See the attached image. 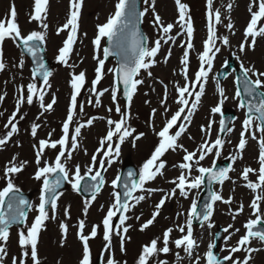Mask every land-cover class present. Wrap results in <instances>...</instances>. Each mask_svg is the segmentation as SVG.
I'll use <instances>...</instances> for the list:
<instances>
[{
	"label": "snow or ice",
	"instance_id": "1",
	"mask_svg": "<svg viewBox=\"0 0 264 264\" xmlns=\"http://www.w3.org/2000/svg\"><path fill=\"white\" fill-rule=\"evenodd\" d=\"M145 5H149L153 11V27L157 30V38L149 44L148 38L141 32L140 24L143 22V17L149 11L145 7L143 11L138 9V0H118L115 4V11L111 14L107 21L103 24L97 25V32L92 41L96 55L94 59L97 62L95 69V78L91 81L89 89L92 96L95 98L89 100L88 103L93 102L96 105L100 104V97L105 92L110 91L111 100L116 105L115 112L119 115L118 120L107 119L108 130L104 137L99 141V147L91 156L90 163L86 166L83 175L81 174V166L74 165V170L69 169L67 163L72 159V152L78 147V139L81 135V130L85 126H91L96 119L92 117L87 119L85 123L77 122V118L83 113L84 105L78 104L77 97L81 90L84 89L87 83L85 72L71 73V88L72 93L70 103L67 108L66 118L62 122V134L58 139H52V133H48V138L40 139L33 147L35 151V164L37 165L34 179L41 182L39 203L33 206L21 194V190L16 187L13 177L23 171L27 161H20L17 163V157H13L6 164L3 176L0 179L6 181V185L0 189V264H4V260L8 255L7 242L10 236V229L14 225H23V229L18 232V247L20 250L19 256H13L11 264H42L38 254V243L41 231L45 228L46 221L56 218V211L58 208V201L63 195L61 189L65 183H69L71 188L76 193H87L90 197L84 201L83 215L87 216L88 209L101 192L102 187L106 181L102 175V171H106V165L111 166L115 159L120 155V146L128 137H132L135 129L131 128L128 121L131 119V102L133 96L137 91L138 85L143 83L142 79H137L141 70H147L156 63V56L159 53L162 44L169 42L175 43L177 36L186 35L187 39L182 41L179 47L183 48V54L180 59V74L183 77L184 83H176L174 85L175 97L173 102L177 108L170 117H166L163 126L156 132L159 138L158 145L152 152L149 159H147L139 170L138 179L137 173L129 171L127 177L121 181L118 175L111 181L112 202L107 208V212L102 218V239L105 242L102 252L109 253L108 258L104 264H121V261L116 260L113 249V238L119 239V246L121 253H125L124 247L126 241L130 239L127 236L131 225L127 224L129 219L127 213L144 201L147 196L144 194L137 195L136 193H152L155 191L163 192V196L158 203L154 205V211L150 219L140 226V231L143 232L154 223L157 216L160 214V209L167 200L176 197L177 192L185 199L188 198L191 190H199L207 181L208 199L203 205L199 206L198 199H192L189 209L186 213L185 222L183 224L177 223L175 228L166 229L162 237H156L150 240L149 243L142 245L141 251L137 257L136 264H152L154 258L161 253L167 254L171 251L170 244H174L176 249H183L189 256H193L194 249L198 246L193 237V222L199 221L201 226L207 222V226L212 228V216L215 212V205L221 202L225 205L233 203V197L224 198L222 192L214 190L215 185L222 186L225 181L231 180L229 173L235 171L231 166L237 159H242V153L247 145L248 138L256 140L259 147V154L257 158L258 168L245 166L241 173L240 179L245 182V187L253 193V198L249 204L251 215L255 219L249 218L243 224L245 233L238 239L235 246L229 248L228 255L222 259L218 258L213 249L214 243H210L208 251L205 253L206 264H225L231 261L232 264H248L251 259V253L258 251L250 247L252 239H259L264 243V71H259L254 66L246 68L243 63L240 65L242 77H237V91L235 99L239 101L238 107L245 111V118L242 121V130L240 138L235 146V152L228 159L231 164L228 167L217 168V160L225 145V140L221 134L230 133L233 128L229 125L230 120L225 119L222 111V105L227 99L224 89L217 83L216 91L219 93V102L216 106L211 108L213 116L219 114L221 119L219 121V133L215 140L211 139V130L215 120H209L206 126H201V132L204 134L202 142L193 151H189L182 144L178 143L180 136L186 131L188 124L191 122L193 112L201 100L205 91V84L208 81L209 74L213 69V61L216 54L220 52L217 42L220 41L223 45H229L228 36L222 39L218 35L217 26L223 23L221 11L214 8V0H206V19H207V36L202 42V50L198 53V68L189 76L190 52L194 49L193 36L194 26L191 16L189 15V7L182 0H174L177 9V19L173 23H164L159 14L155 12V0H143ZM49 0H33L32 10L29 14V22H37L42 31H31L27 35L22 34L18 20L15 6L13 5L10 12L4 17L0 18V71L5 68L3 62L2 45L6 39H11L16 43L17 47L23 48V52L32 58L34 67L31 70V82L26 86H18V95L16 97L15 111L8 117L5 123V133L0 136V149L9 143L12 137L19 132L17 126V116L24 104L31 106L35 100L39 101V107L44 112L53 109L56 103L55 96L52 97L51 102L45 103V95L47 89L50 88L49 77L52 73L45 66L43 56L40 55L42 49L41 45L46 40V30L48 28L47 13ZM83 0H70L69 14L66 22L57 28V35L60 32L67 30L68 34L63 41L62 47L58 49L56 57L58 63L75 68V65H69L70 54L73 50V45L77 41V32L79 27V18ZM232 4L227 5V11H231ZM250 19L244 31V40L239 45V51L244 52L245 46L254 47L257 36H264V0H250L248 6ZM228 23L225 25L229 32L234 28L230 17H226ZM179 27L180 31L173 35L174 27ZM249 38L251 42L249 43ZM107 43V47H102V41ZM102 52V57L100 53ZM168 56H171V49L168 50ZM109 57L117 58V66L108 69L113 75V84L111 89H104L102 91L97 89L104 75L105 62ZM167 57L165 58V62ZM20 69L24 67V60L21 59L16 65ZM227 66V62H225ZM150 76L151 73L149 72ZM254 77V79H253ZM38 80L42 81V86H38ZM242 86V87H241ZM126 101L125 109L122 110L119 103H117L118 94L121 93ZM5 96L0 95V102L4 100ZM190 100L192 101L190 103ZM168 92L167 85H165V93L161 100V106L164 107V112L167 114L170 108L167 106ZM112 111L111 108L108 109ZM156 109L152 110V117H155ZM2 115V113H0ZM23 119V116H20ZM39 119V117H37ZM76 124L74 129L72 125ZM38 124L33 123L31 126V135L33 138L37 136ZM175 132H172L173 129ZM54 131V130H53ZM143 133L136 135L135 140H139ZM247 137V138H246ZM115 138V139H114ZM191 138V137H190ZM54 150V157L51 160H45V151ZM183 151L182 162L178 165L180 174L169 181L173 188L164 191L163 189H146L145 184L154 180L157 175H162V170L166 166V162L161 159L168 151ZM213 155L214 159L210 167L202 165V161L207 156ZM196 175H193V173ZM256 176L253 181L251 176ZM235 183V181H233ZM123 188V193L117 191L119 187ZM123 196V198H122ZM103 208V206H101ZM37 213L33 218L31 224H27V216L29 211ZM244 210V205L241 203L239 207L233 211L232 219L240 215ZM51 213V215H50ZM183 215V213H179ZM65 218H70L69 208L64 210ZM118 217V222L113 223L114 218ZM140 219L139 216L136 217ZM101 224H93L90 232L86 234L87 227L86 219H80L77 223V238L82 244V256L79 264H92L91 249L89 241L98 235V229ZM61 231L60 244L63 246L67 238L69 225L65 222L59 224ZM229 224L223 229V232L229 233L225 238L231 239V235L239 232V228H235ZM178 231L180 236L173 239V231ZM162 245V246H161ZM244 251L247 253L243 259L234 258V254ZM179 256V253H176ZM126 264V261L123 262ZM156 264H166L165 261H156ZM193 264H199V257H195Z\"/></svg>",
	"mask_w": 264,
	"mask_h": 264
},
{
	"label": "rangeland",
	"instance_id": "2",
	"mask_svg": "<svg viewBox=\"0 0 264 264\" xmlns=\"http://www.w3.org/2000/svg\"><path fill=\"white\" fill-rule=\"evenodd\" d=\"M115 2L116 0H83V6L81 8L78 22L79 27L77 32V41L73 45V50L69 59V65H75V68H72L58 63L56 59L58 49L62 47L63 41L66 39L68 34L67 30H65L57 35V28L66 22L69 14L70 0H49L46 21L48 23V28L46 30V40L43 45L47 50L46 53L48 59L54 63V70L52 75L49 77L50 88L46 90L47 94L45 95V103L47 104L51 102L53 96L56 98V103L53 105L52 110L44 112L43 115L40 114L42 110L39 107L38 100L34 99L31 106L24 104L17 116V126L19 128V132L12 137L7 145L0 149V177L3 176L6 164L14 156L17 157V163L20 161H27L23 171L16 174L13 177V181L16 187H18L22 192L29 191L32 193L33 206L38 205L41 187V182L34 179L37 165L35 164L36 149H34L33 145L37 144L40 139L48 138V133L50 132L52 133L53 140L59 138L61 124L64 117H66L68 108L71 73H79L83 71L86 74L87 80L84 89L81 90L77 99L78 104L84 105V111L77 118V122L85 123L87 119L92 117H96V119L91 126H85L81 130V135L78 139L79 147L72 152V159L67 163L69 169L74 170V165L79 164L81 166V174L83 175L86 166L90 163L91 156L99 147L100 139L105 133H107V119L118 120L120 118L115 112L116 105L113 104L111 100L110 91L105 92V94L100 97L101 102L99 105H96L94 102L92 104L88 103L90 99L93 101L95 99L89 91L91 81L95 78V69L97 67V62L93 58L97 53L92 41L94 40V34L96 35L97 32V25L105 23L107 18L113 12L112 8ZM182 2L188 5L189 15L192 18L194 26V49L190 52L189 65V76H192L198 66L197 57L198 53L202 50V42L205 37V28L207 23L206 0H182ZM249 3L250 0H214V8H218L221 11L223 20V23L217 26L218 35L221 39L224 36H228L229 45L225 46L220 41L217 42L220 52L216 54L213 61L212 72L209 74L208 81L205 84L204 94L201 97L197 109L194 111L198 113L206 112L205 123H197L196 125L195 118L197 116L194 117V115H192L190 124H188L186 131L183 132L179 138L178 143L182 144L189 151L195 150L202 142L204 134L202 133V135H200L201 126H206L209 120H215L211 130L212 140H215L217 136L216 132L219 127V119L211 114V108L217 105L220 99L219 93L216 91L217 82L215 73L221 69L228 58L230 56L233 57L238 66L243 63L246 68L254 66L259 71H264V36L256 37L254 47L246 45L244 52L239 51V45L244 40L245 26L250 18V13L248 12ZM32 4L33 0H0V18H4L14 5L15 10L17 9V20L22 34L27 35L31 31H42L37 22H29V14L31 12L30 8L32 7ZM228 4H232L230 12L227 11ZM145 7H148L149 11L145 15L147 20H145L144 26L149 44L151 46L152 42L157 38V30L153 27L152 22L154 16L150 4H144L143 8ZM155 12L161 16L164 23H173L177 19L174 0H155ZM226 17H230L231 22L234 25L231 32H229L225 27L228 23ZM200 27L201 32L198 29ZM179 31L180 29L178 26L174 27L172 34L176 35ZM186 39V35L177 36L174 44L171 42L168 44H162V47L155 58L156 63L147 70H141L137 79H142L143 83L138 85L137 91L133 96L130 108L131 119L128 121L131 128L135 129V132L132 137H128L124 143L121 144L120 155L115 159V162H113L110 167L106 165L107 170L104 174L106 183L104 187H102L101 193L97 195L96 200L92 202L89 207L86 217L83 215L85 199L77 194L71 188V185L68 184L67 190L63 192V195L58 201L56 218L46 221L45 228L40 234L38 254L42 264H78V260H80L82 256V244L74 235L78 221L82 218L86 219V234L93 224H101L102 218L104 217L105 212H107V208L113 199L111 197V193L113 191L111 188V181L117 177L123 159L126 157L131 158L133 163L140 170L143 163L150 158L159 142L156 132L160 130L166 120V117H170L172 112H174L177 108V106L170 108V111L165 114L164 107L161 106V100L165 93V85H167L168 103L170 100L173 102V98L176 95L174 85L176 83H184L183 77L180 74V69L182 67L180 65V59L184 49L179 47V45ZM250 42L251 38H249V43ZM103 44L104 41H102V45ZM169 48L171 49L170 57L168 56ZM2 50L5 68L3 71H0V95H4L5 98L2 102H0V113H2V115H0V136L4 135L6 131L4 125L7 123L8 117L15 111L18 86H26L29 82H31V69L29 62L21 55L16 43H14L11 39H6L2 45ZM166 57L167 61L165 62ZM21 59L24 60L23 69L16 66ZM112 68H114L113 63L105 64L103 78L97 85L98 90L102 91L106 88L111 89L113 84V75L108 71V69ZM149 72L151 73L150 76L148 75ZM232 80L233 76H229L227 80L225 79V82L220 85L224 89L225 96L227 97L224 101L223 107L234 108L238 113L237 119L230 126L233 128V131L227 133V135L229 134L228 136L233 139V145L229 149L230 154L235 152V146L239 141L240 132L242 130V126L240 124L242 110L238 107V100L233 96L235 87L233 86ZM38 86H42V84H38ZM212 93L213 95H211ZM210 100L212 101L210 102ZM191 102L192 101L190 100V103ZM59 103L64 106L63 110L59 109ZM117 103H119L122 110L125 109L124 104L120 102V94H118ZM109 108L112 109L111 112L108 111ZM153 109H156L155 117H152ZM21 115L23 116V119H20ZM37 117H39V119H37ZM33 123L39 125L37 136L35 138L31 135V126ZM75 126L76 124L74 123L71 126L72 129H74ZM175 131L176 129L173 130V132ZM21 132H23L24 135L23 142H21L20 138ZM141 133H143V136L139 140L134 141V137ZM258 154L259 147L257 141L248 138L247 145L242 153L243 158L236 160V162L231 165L235 169V171L229 173L231 180H227L225 184L217 189L222 192L225 199L232 196L233 203L230 206L221 202L216 203L215 212L213 214L214 217H212H216V209H224V213L217 225L213 223L214 226L207 229V234L209 235L208 245L212 243L218 227L223 231V229L229 224H232L234 228L230 229V232H233L235 228H239L241 230V232H235L231 235V239L227 240L225 238L229 235V233L224 232L223 248H225V252L222 253L223 257L228 255L227 250L232 246H235L238 239L244 234L243 227L241 226L246 223L249 218L255 219V217L251 215L252 210L249 207L253 198V193L246 187L237 186L236 182L233 183V181H242L239 177L245 166L258 168ZM183 155V151L173 152L170 150L165 153V155L161 157V159L166 162V166L162 170L163 174L157 175L154 180L147 182L145 184V188L163 189L164 191L172 189L173 185L169 183V181L180 174L178 173L179 167L176 166L182 162ZM53 157L54 150L45 151V160H51ZM206 158L209 161L204 163L203 166L210 167L214 156H207ZM220 159H222V157L218 158V160ZM228 160L230 161V159ZM252 180L255 181L256 176L252 175ZM5 185L6 181L4 179H0V189H2ZM201 189L202 188L199 190H191L187 199L180 196L177 192L176 196L178 200L181 201V204L175 207L176 209L174 212L176 215L183 213V215H180L184 220L183 223L185 222L186 213L190 207L192 199L198 198ZM136 194H144L147 198L135 206V215L136 217L139 216L140 219L137 220L134 216L131 221V224H133L132 229L137 227V232L133 236L134 244L131 245V237L128 236L130 239H128L124 245L126 252L121 253L120 248H118L117 257H120L121 264L125 261L126 264H136L137 254L135 249L140 252L142 245L149 243L153 238L162 237V234L166 229L174 228L173 225L176 224L175 220L171 221L168 217L169 212H167L165 218L162 214L167 208L169 202V200H167L160 209V214L157 216L154 223L150 225L149 228L141 232L139 230L140 226L150 219L151 214L154 211V205L158 203L164 193L161 191H155L150 194ZM241 203L244 205V210L240 215L236 216L235 220H233L232 213L229 209L231 208L235 211ZM99 204L103 206V208ZM66 207L70 210V218H65L64 216V210ZM138 208L144 213L137 210ZM36 214L35 210L28 212L27 224H31ZM62 221L69 225L67 238L64 241L63 246L60 244L62 237L59 228V224ZM205 227H208L207 224ZM99 230L102 232V226ZM203 230L204 229L197 231L193 230V237H200L204 241V238L202 237ZM19 231L20 230L18 229L10 230V236L7 242L8 255L4 260V264H11L12 257L19 256L20 254L17 243ZM101 236L102 233L98 237L90 240L91 253L94 259L99 254V246L102 243ZM179 236L180 233L174 230L172 238L175 239ZM252 243L254 244V242ZM208 245L207 248L205 245L203 252L198 255L199 264H205V253L208 251ZM69 248H77L76 253L72 256L69 255L67 251ZM170 248L173 250L167 254L161 253L158 257H156L154 263L156 264V261H165L166 264H176L177 262H179V264H193L195 258H189L187 261L180 262L176 253H179L180 256L183 250L180 251L174 248L172 244H170ZM28 264H31L30 260L28 261Z\"/></svg>",
	"mask_w": 264,
	"mask_h": 264
},
{
	"label": "bare ground",
	"instance_id": "3",
	"mask_svg": "<svg viewBox=\"0 0 264 264\" xmlns=\"http://www.w3.org/2000/svg\"><path fill=\"white\" fill-rule=\"evenodd\" d=\"M167 106H168L169 108H171V107L173 108V104L171 103V101H169V102L167 103ZM58 107H59V109H61V110L64 109V106L61 105V103H59ZM202 117H203V116L201 115L200 118H202ZM91 132H92V131H91ZM20 138L24 141V135H23V132H22ZM229 141H232V138H231L230 136H227V139H226V146H225V148H224V150H223V152H222L223 155H228V154H230L229 149H230V147H231V144H228ZM251 179H252V176H251ZM238 184H239V185H242V186L245 185V183L242 182V181L238 182ZM99 205H100V204H99ZM176 205H179V204L177 203V197H174V198H172V200H169L166 210H167L169 213H172V211H174ZM100 206H101V205H100ZM166 210L163 211L162 214H164V213L166 212ZM174 213H175V212H174ZM174 213H173V214H174ZM223 213H224V209H217V216H216V218H214V219H212V220H214L215 222H219V220L221 219ZM134 214H135V210L132 209V210H131V218L134 216ZM166 215H167V213L164 214V218L166 217ZM169 217L171 218V214H170ZM177 217H178V218H177ZM177 217L175 218V221H176L175 223H176V224H177V222H180V221L182 220V217H181V216H178V215H177ZM132 226H133V224H132ZM136 232H137V229L134 228L132 235H135ZM202 237H203V238H204V237L206 238V230L203 231V233H202ZM205 243H206V240L203 241L202 238L198 237V238H197V245H198V246L194 249L193 254H195V253H200L201 249L205 246ZM67 251H68L69 255L72 256V255H74V254L76 253L77 248H75V249H74V248H69ZM253 256H254V255H253ZM187 257H188V255H187L185 252H183L182 255H181V258L186 259ZM249 264H264V251H262V250H258L257 253H256V256H255V259H254V260L252 259L251 262H250Z\"/></svg>",
	"mask_w": 264,
	"mask_h": 264
}]
</instances>
